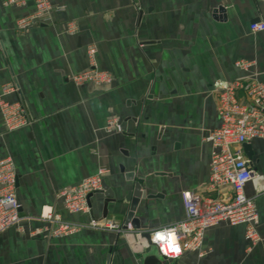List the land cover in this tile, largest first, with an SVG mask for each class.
I'll use <instances>...</instances> for the list:
<instances>
[{"label":"crops","instance_id":"1","mask_svg":"<svg viewBox=\"0 0 264 264\" xmlns=\"http://www.w3.org/2000/svg\"><path fill=\"white\" fill-rule=\"evenodd\" d=\"M51 21L19 32L18 19L33 6L0 0V96L16 82L31 124L7 131L0 115V160L16 173V199L23 219L0 234V264H141L146 243L184 219L182 193L206 195L211 146L203 141L219 125L215 88L233 81L264 85V32L249 26L264 19L260 0H48ZM55 8H62L57 12ZM74 23L75 31L66 26ZM96 50V68L109 86L73 85ZM246 62V69L236 66ZM238 98L244 100L243 94ZM14 101L15 96L5 97ZM115 119L124 131L107 129ZM256 179L245 186L258 212L264 240V140H253ZM107 170L113 194L102 218L103 195L90 198L89 213H68L58 194ZM141 180L144 196L133 214L138 231L95 229L90 220L123 225L131 190L126 174ZM52 209L77 226L48 235L40 215ZM203 258L186 253L177 264H264V241L254 246L242 226L219 224L204 234ZM146 256H157L154 247ZM162 264H167L160 260Z\"/></svg>","mask_w":264,"mask_h":264},{"label":"built area","instance_id":"2","mask_svg":"<svg viewBox=\"0 0 264 264\" xmlns=\"http://www.w3.org/2000/svg\"><path fill=\"white\" fill-rule=\"evenodd\" d=\"M32 1L31 12L18 19L16 29L23 32L34 25L51 21L53 6L48 0H2L3 5L25 6ZM264 4V0H260ZM60 12L62 8H55ZM67 32H74V23L66 26ZM252 33L264 32V19L249 26ZM96 50L93 46L86 49L85 57L88 68L69 78L75 85L93 84L109 86L112 77L109 73L96 68ZM236 66L246 69L249 64L239 62ZM217 92L216 115L217 128L211 130L203 141L211 146L209 178L206 195L187 191L182 193L184 219L151 235L157 256L163 262L179 260L186 253H196L203 258L204 234L219 225L242 226L244 238L254 246L261 241L257 225L258 212L253 198L245 194V186L256 179L251 161L245 155L242 146L253 140H264V85L252 80L233 81L215 88ZM242 93L244 100L238 98ZM12 95L16 99L7 101ZM0 115L7 131H14L29 126L31 119L24 105L15 81L5 83L0 96ZM107 129L121 131L115 119L107 122ZM101 169L97 174L83 180L77 186L62 190L58 197L62 199L65 210L71 214L89 213L88 196L100 191L107 175ZM20 204L16 199V173L12 160H0V234L12 227H18L23 219ZM40 218L49 223L48 235L60 237L76 231L77 226L63 223L52 209H44ZM90 226L95 229L114 230L117 233L129 232L130 225H115L91 219ZM139 235V234H138Z\"/></svg>","mask_w":264,"mask_h":264},{"label":"water","instance_id":"3","mask_svg":"<svg viewBox=\"0 0 264 264\" xmlns=\"http://www.w3.org/2000/svg\"><path fill=\"white\" fill-rule=\"evenodd\" d=\"M29 5L33 6L32 1H28ZM121 131H124V126H122ZM242 149L245 153V155L247 156L249 161H252V150L249 144H245L242 146ZM125 181L126 182H131L132 183V188L131 190L127 191L124 198L116 201L117 204H123L124 202L129 203L128 205V212L126 214V218H125V222L123 224L124 228H126L127 225H130L131 228L134 231H138L139 230V223L137 220H134L133 218V214L135 212V209L137 208V205L139 204V202L141 200H145V201H150V200H155L157 198H159V196H144L141 190V184L142 181L141 180H136L134 174H126L125 175ZM103 195L104 197V201L102 203V218H106L107 217V206L109 203H114L115 200L113 198V194L110 192V190L106 187V185L102 184V188L100 191H97L95 193H92L88 196V203H89V207H91L90 204V198L93 195ZM139 237L145 241V243L147 244L145 249L141 250V253L138 254L136 256V258L141 259L142 256H145L142 259L141 264H162L161 261L156 257V256H146L149 251H150V247H154V245H152L151 243V235L148 232H140L139 233ZM167 264H177L176 261L174 260H168Z\"/></svg>","mask_w":264,"mask_h":264},{"label":"bare ground","instance_id":"4","mask_svg":"<svg viewBox=\"0 0 264 264\" xmlns=\"http://www.w3.org/2000/svg\"><path fill=\"white\" fill-rule=\"evenodd\" d=\"M46 210H48V209H46Z\"/></svg>","mask_w":264,"mask_h":264}]
</instances>
